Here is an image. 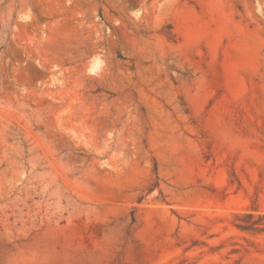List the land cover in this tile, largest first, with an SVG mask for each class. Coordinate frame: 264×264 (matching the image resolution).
I'll use <instances>...</instances> for the list:
<instances>
[{
    "label": "rangeland",
    "instance_id": "1",
    "mask_svg": "<svg viewBox=\"0 0 264 264\" xmlns=\"http://www.w3.org/2000/svg\"><path fill=\"white\" fill-rule=\"evenodd\" d=\"M264 0H0V264H264Z\"/></svg>",
    "mask_w": 264,
    "mask_h": 264
},
{
    "label": "trees",
    "instance_id": "2",
    "mask_svg": "<svg viewBox=\"0 0 264 264\" xmlns=\"http://www.w3.org/2000/svg\"><path fill=\"white\" fill-rule=\"evenodd\" d=\"M235 227L241 231L258 233L264 231V222L262 219L256 218L250 211L236 216Z\"/></svg>",
    "mask_w": 264,
    "mask_h": 264
}]
</instances>
